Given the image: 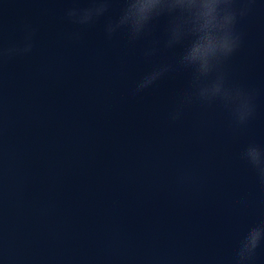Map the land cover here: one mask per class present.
I'll list each match as a JSON object with an SVG mask.
<instances>
[{"label":"water","instance_id":"obj_1","mask_svg":"<svg viewBox=\"0 0 264 264\" xmlns=\"http://www.w3.org/2000/svg\"><path fill=\"white\" fill-rule=\"evenodd\" d=\"M71 6L0 2V45L36 29L31 53L0 61V264H235L242 233L264 222V183L241 157L249 142L264 146V6L239 21L243 42L225 66L257 93L242 126L200 103L170 121L190 81L179 67L133 92L179 54L143 55L164 21L136 41L109 38L107 16L75 25ZM251 264H264V245Z\"/></svg>","mask_w":264,"mask_h":264},{"label":"clouds","instance_id":"obj_2","mask_svg":"<svg viewBox=\"0 0 264 264\" xmlns=\"http://www.w3.org/2000/svg\"><path fill=\"white\" fill-rule=\"evenodd\" d=\"M257 5L264 6V0H123L118 15L107 16L112 0H88L83 6L73 0L65 15L73 24L82 26L93 25L107 16L104 24L107 37L125 30L133 41L154 32L164 21L163 37H154L143 55L152 57L161 47L179 48V54L174 62H162L146 71L137 80L133 92L138 94L149 89L179 67L190 72V81L168 113L170 121L181 120L186 107L200 103L221 106L236 126H242L255 113L257 93L232 80L225 66L243 42L239 21ZM23 31L21 41L6 47L0 45V61L32 52L36 29L26 23ZM73 36L78 38L79 34ZM241 157L264 183V146L249 142L242 148ZM179 179L184 182L190 179V174L186 172ZM262 245L264 222H259L249 226L238 239L235 264H251Z\"/></svg>","mask_w":264,"mask_h":264}]
</instances>
